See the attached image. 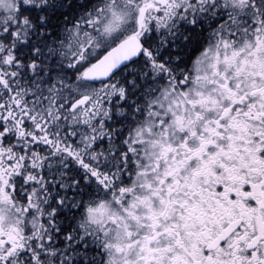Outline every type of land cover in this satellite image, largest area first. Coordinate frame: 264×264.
<instances>
[{"label":"snow or ice","instance_id":"1","mask_svg":"<svg viewBox=\"0 0 264 264\" xmlns=\"http://www.w3.org/2000/svg\"><path fill=\"white\" fill-rule=\"evenodd\" d=\"M0 264H264V0H0Z\"/></svg>","mask_w":264,"mask_h":264}]
</instances>
